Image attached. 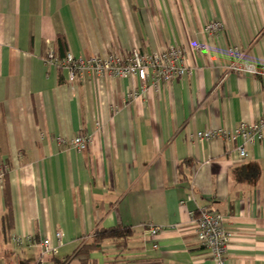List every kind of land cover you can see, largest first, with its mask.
<instances>
[{"label":"crops","instance_id":"0c3cea01","mask_svg":"<svg viewBox=\"0 0 264 264\" xmlns=\"http://www.w3.org/2000/svg\"><path fill=\"white\" fill-rule=\"evenodd\" d=\"M213 21L222 31L208 34ZM171 46L187 51L189 73L134 97L138 79L69 84L46 64L51 51ZM234 52L264 66V0H0V264H215L197 245L203 208L234 234L227 264H264V141L240 159L229 141L198 138L264 116V82L231 71ZM78 136L85 151L69 145ZM150 226L163 232L152 238ZM114 228L131 231L126 247L77 255ZM46 239L56 254H44Z\"/></svg>","mask_w":264,"mask_h":264},{"label":"built area","instance_id":"2783aa9c","mask_svg":"<svg viewBox=\"0 0 264 264\" xmlns=\"http://www.w3.org/2000/svg\"><path fill=\"white\" fill-rule=\"evenodd\" d=\"M222 28L220 22L213 21L205 27V31L208 34H216L222 31ZM196 50L203 52L206 46L198 44ZM233 54L231 71L251 74L264 82V66H250L241 60L238 52ZM46 64L66 71L69 84L85 81L88 75L96 79L106 77L123 80L138 79L141 84L130 94V97L140 96L149 88L158 87L162 83L168 84L182 79L189 73L187 51L180 46H171L166 50L151 53L136 47L125 53L112 52L104 57L91 59L76 58L71 54L61 58L51 51L46 58ZM198 138L205 141L223 138L230 142L240 159H246L248 147L264 141V116L254 125H241L233 132L222 130L201 132L198 133ZM239 140L242 141L241 144H238ZM89 143V137L78 136L70 141L69 145L77 151H85ZM192 217L197 245L208 252V256L215 264H227V253L234 234L226 229L225 217L209 208L199 209ZM148 232L152 238H157L163 232V228L150 226ZM56 237L60 241L63 235L58 233ZM14 241L20 245L24 244L23 239L16 238ZM42 245L44 254L57 253V247H54L49 239L43 241ZM154 248L157 249L158 246L155 245Z\"/></svg>","mask_w":264,"mask_h":264},{"label":"trees","instance_id":"16d2710c","mask_svg":"<svg viewBox=\"0 0 264 264\" xmlns=\"http://www.w3.org/2000/svg\"><path fill=\"white\" fill-rule=\"evenodd\" d=\"M60 45L63 44L62 39L59 40ZM4 180H6V185L4 188L5 193V203L7 208V213L4 216V221L7 223L8 226L13 225V213H12V206H11V198H10V191H9V180L8 176L4 175ZM131 237V231L127 229H98L93 234L92 241L89 244H85L78 252L77 255L81 254H89L93 251H96L102 247V245L106 241H112L116 244L118 248H124L127 246V242Z\"/></svg>","mask_w":264,"mask_h":264}]
</instances>
